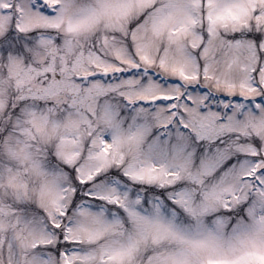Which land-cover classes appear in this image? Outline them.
Segmentation results:
<instances>
[{"label":"snow or ice","instance_id":"1","mask_svg":"<svg viewBox=\"0 0 264 264\" xmlns=\"http://www.w3.org/2000/svg\"><path fill=\"white\" fill-rule=\"evenodd\" d=\"M0 264H264V0H0Z\"/></svg>","mask_w":264,"mask_h":264}]
</instances>
